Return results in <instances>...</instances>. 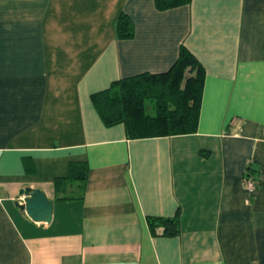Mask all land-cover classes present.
<instances>
[{
	"label": "crops",
	"instance_id": "0c3cea01",
	"mask_svg": "<svg viewBox=\"0 0 264 264\" xmlns=\"http://www.w3.org/2000/svg\"><path fill=\"white\" fill-rule=\"evenodd\" d=\"M181 45L203 67L196 130L106 127L90 95ZM24 187L52 200L49 222L14 204ZM177 212V234L150 233L147 216ZM0 264H264V0H0Z\"/></svg>",
	"mask_w": 264,
	"mask_h": 264
},
{
	"label": "trees",
	"instance_id": "16d2710c",
	"mask_svg": "<svg viewBox=\"0 0 264 264\" xmlns=\"http://www.w3.org/2000/svg\"><path fill=\"white\" fill-rule=\"evenodd\" d=\"M189 1L154 0V5L165 9ZM115 31L119 38L133 34L131 19L126 14L117 15ZM178 51L173 64L163 72L129 75L92 93L90 101L102 123L106 127L122 123L128 138L194 132L200 113L203 67L188 48L181 45ZM67 171L66 178L85 186L87 170L84 163L70 162ZM61 181L62 178L54 180L56 188ZM146 222L154 236H171L179 232L178 212L170 217L147 216Z\"/></svg>",
	"mask_w": 264,
	"mask_h": 264
},
{
	"label": "water",
	"instance_id": "95a60500",
	"mask_svg": "<svg viewBox=\"0 0 264 264\" xmlns=\"http://www.w3.org/2000/svg\"><path fill=\"white\" fill-rule=\"evenodd\" d=\"M18 195L22 200H16L14 204L25 211L29 219L39 222H49L52 213V200L38 188L24 187L19 189Z\"/></svg>",
	"mask_w": 264,
	"mask_h": 264
},
{
	"label": "built area",
	"instance_id": "2783aa9c",
	"mask_svg": "<svg viewBox=\"0 0 264 264\" xmlns=\"http://www.w3.org/2000/svg\"><path fill=\"white\" fill-rule=\"evenodd\" d=\"M243 185L246 189V191L249 193H253L256 186L254 185V181L252 179V177H244L243 178ZM22 198V197H21ZM22 199H20L19 201H21Z\"/></svg>",
	"mask_w": 264,
	"mask_h": 264
}]
</instances>
